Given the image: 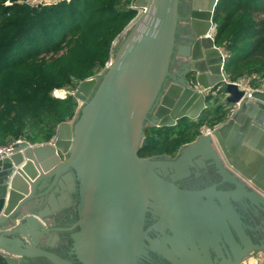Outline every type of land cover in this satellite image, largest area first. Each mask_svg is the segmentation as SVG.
<instances>
[{"label": "water", "instance_id": "1", "mask_svg": "<svg viewBox=\"0 0 264 264\" xmlns=\"http://www.w3.org/2000/svg\"><path fill=\"white\" fill-rule=\"evenodd\" d=\"M181 2L136 0L143 13L80 84L74 121L0 160V264H241L264 249V93L226 81L218 0H184L183 14ZM222 96L224 121L175 157L138 155L148 127L195 120Z\"/></svg>", "mask_w": 264, "mask_h": 264}, {"label": "trees", "instance_id": "2", "mask_svg": "<svg viewBox=\"0 0 264 264\" xmlns=\"http://www.w3.org/2000/svg\"><path fill=\"white\" fill-rule=\"evenodd\" d=\"M131 1L31 5L27 0H0V146L16 140L48 144L60 125L74 120L75 97L53 93L71 91L103 71L113 42L136 16ZM213 25L215 45L225 56L226 78L235 82L251 77L253 89L264 88V0H218ZM227 114L226 105L217 102L195 120L148 127L138 155L173 158L201 135L202 127L219 125Z\"/></svg>", "mask_w": 264, "mask_h": 264}, {"label": "built area", "instance_id": "3", "mask_svg": "<svg viewBox=\"0 0 264 264\" xmlns=\"http://www.w3.org/2000/svg\"><path fill=\"white\" fill-rule=\"evenodd\" d=\"M135 1L136 0H132L131 3H130V6H129L131 9H133V10L136 11V16L132 20V22L135 19H137L143 13V11H144L143 9H136L135 8V6H134ZM125 32H126V30H124V32L117 39H115V41L113 42V44H112V54H111V57H110L109 61L106 63L103 71L101 73H99L98 75H101L104 71H106L111 66V62H112V57H113V53H114L115 46L118 43V41H120L122 39V37H123V35H124ZM223 57H225V56L223 55ZM246 81H249V80H246ZM227 82H230V81H227ZM233 83L238 87V89L240 91H244L245 92V97L248 98V99H251V93H253L254 91H260V92L264 93V88L257 89V90H251V89H249V87L247 85L248 82H245V79L244 78L243 79H240L238 81H235ZM80 84H78V86L76 87V89L72 93H70L73 97H75V93L78 91V88H79ZM60 91H62V90H56V91H54L53 94L55 96H58V97H65L69 93V92L64 91L63 92V95L62 94H58V92H60ZM75 99H76L77 104H78V108H77V112H76V115H77L78 110H79V108L81 107L82 104H81V102H80L79 99H77L76 97H75ZM210 130H211L210 128L202 127L200 129V132H201V134H207V133L210 132ZM23 142H25V141H23V140H16V141H14V142H12V143H10L8 145L0 146V160L9 158L14 153L18 152V149L15 148L14 145L22 144ZM29 145L30 146H33L31 144H29ZM248 185L250 187H253L251 184H248Z\"/></svg>", "mask_w": 264, "mask_h": 264}, {"label": "crops", "instance_id": "4", "mask_svg": "<svg viewBox=\"0 0 264 264\" xmlns=\"http://www.w3.org/2000/svg\"><path fill=\"white\" fill-rule=\"evenodd\" d=\"M56 1L57 0H27V2L29 4H31V5H37V4H40V3H43V2L44 3H53V2H56ZM183 1L184 0H182V4H183ZM186 24L187 23H185V22H180L179 23V27H178V31H177V37H178L177 43L181 39V37L183 36V27H185L186 30L188 29V26ZM210 34H212V36H213L214 30ZM219 51L222 53V55H224V52L221 49H219ZM223 58H225V57H223ZM244 79H245V82H248L247 85H248L249 89L256 90V89H253L252 86H251V77H244ZM246 80H249V81H246ZM226 81H229V80L226 78ZM224 99L225 98H223V96L219 97L216 100L209 102L207 104V106L208 107H214L215 104H217V102L223 103ZM262 257H264V249H252L241 261H239V263H241V264H252V263L253 264H257L256 262L261 260ZM260 262H262V261H260Z\"/></svg>", "mask_w": 264, "mask_h": 264}, {"label": "flooded vegetation", "instance_id": "5", "mask_svg": "<svg viewBox=\"0 0 264 264\" xmlns=\"http://www.w3.org/2000/svg\"><path fill=\"white\" fill-rule=\"evenodd\" d=\"M181 5V8H180V12H182L181 14H183V11H182V2L180 3ZM169 179V178H168ZM177 182V181H176ZM74 209V208H72ZM70 210V209H69ZM72 211V210H71ZM64 212H61V215L63 214ZM155 222V219L154 217H152L150 214L146 213V216H145V219H144V225H143V228L144 230H147L150 226H152ZM148 235L154 239L156 237H160V232H156V231H151L150 233H148ZM147 262H150V260H146V261H141L140 264H146Z\"/></svg>", "mask_w": 264, "mask_h": 264}, {"label": "rangeland", "instance_id": "6", "mask_svg": "<svg viewBox=\"0 0 264 264\" xmlns=\"http://www.w3.org/2000/svg\"><path fill=\"white\" fill-rule=\"evenodd\" d=\"M127 29H128V28H127ZM122 38H123V37H122ZM120 43H121V40L118 41V43H117L116 46H115V49L118 48V46L120 45ZM75 89H76V88H75ZM75 89H73V90H71V91H66V92L72 93ZM63 92H64V91L62 90V91H60L59 93L63 95ZM74 119H75V118H74ZM73 121H74V120H73ZM255 261H256V260H255ZM260 261H262V262H260ZM256 263H257V264H260V263H261V264H264V257H262L261 260H259V261L256 262ZM252 264H253V263H252Z\"/></svg>", "mask_w": 264, "mask_h": 264}, {"label": "bare ground", "instance_id": "7", "mask_svg": "<svg viewBox=\"0 0 264 264\" xmlns=\"http://www.w3.org/2000/svg\"><path fill=\"white\" fill-rule=\"evenodd\" d=\"M58 94H60V93L58 92Z\"/></svg>", "mask_w": 264, "mask_h": 264}]
</instances>
